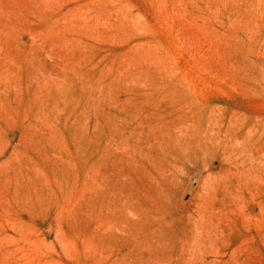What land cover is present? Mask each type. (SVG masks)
<instances>
[{"label": "rangeland", "instance_id": "374dc122", "mask_svg": "<svg viewBox=\"0 0 264 264\" xmlns=\"http://www.w3.org/2000/svg\"><path fill=\"white\" fill-rule=\"evenodd\" d=\"M0 264H264V0H0Z\"/></svg>", "mask_w": 264, "mask_h": 264}]
</instances>
